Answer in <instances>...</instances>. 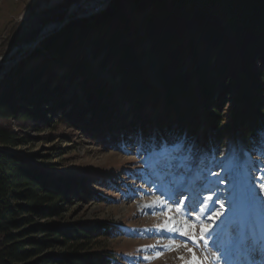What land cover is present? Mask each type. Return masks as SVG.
I'll use <instances>...</instances> for the list:
<instances>
[{
	"label": "trees",
	"instance_id": "1",
	"mask_svg": "<svg viewBox=\"0 0 264 264\" xmlns=\"http://www.w3.org/2000/svg\"><path fill=\"white\" fill-rule=\"evenodd\" d=\"M76 2L63 0L55 20ZM95 68L117 84L101 82ZM70 92L85 107L75 105L69 116L109 145L135 131L170 148L190 138L196 122L206 132L195 142L208 157L240 136L257 141L264 135V0H112L69 22L10 72L0 84V118L46 119L65 110ZM114 102L132 122L126 110L114 113ZM21 141L0 129V264H113L112 254L93 250L116 231L57 221L76 181L15 154ZM185 142V149L192 144Z\"/></svg>",
	"mask_w": 264,
	"mask_h": 264
},
{
	"label": "rangeland",
	"instance_id": "2",
	"mask_svg": "<svg viewBox=\"0 0 264 264\" xmlns=\"http://www.w3.org/2000/svg\"><path fill=\"white\" fill-rule=\"evenodd\" d=\"M62 1L0 0V58L58 21ZM30 53L0 65V84ZM92 75L108 87L117 84L97 68ZM64 101L65 110L46 119L0 118V129L22 140L15 154L76 181L77 194L57 221L113 227L116 233L99 239L94 252L112 254L113 264H264V135L228 140L212 157L195 142L204 138L203 122L170 148L159 149L150 132L140 138L135 131L122 145H109L78 114L69 116L75 105L85 107L82 96L70 92ZM113 109L126 110V122L133 121L124 106L114 102ZM145 114L155 119L149 110ZM202 230H208L203 238Z\"/></svg>",
	"mask_w": 264,
	"mask_h": 264
},
{
	"label": "water",
	"instance_id": "3",
	"mask_svg": "<svg viewBox=\"0 0 264 264\" xmlns=\"http://www.w3.org/2000/svg\"><path fill=\"white\" fill-rule=\"evenodd\" d=\"M111 2L112 0H78V2H76L70 7L63 20L50 22L45 25L42 30H40L36 34L35 37H33L27 43L16 48L11 55L0 58V65H11L12 62L21 59L27 53H30L35 50L41 42L59 32L69 22L75 19H80L86 16H92L94 14L100 13L104 11L110 5ZM88 12L91 13L87 14ZM49 25H52L53 28L49 31H44V29ZM11 57H13V61L6 62Z\"/></svg>",
	"mask_w": 264,
	"mask_h": 264
},
{
	"label": "snow or ice",
	"instance_id": "4",
	"mask_svg": "<svg viewBox=\"0 0 264 264\" xmlns=\"http://www.w3.org/2000/svg\"><path fill=\"white\" fill-rule=\"evenodd\" d=\"M208 199H211V197H209ZM221 207H223V205H221ZM221 215H223V214L221 213ZM207 231L208 230H202V237L201 238H203V233H206ZM205 243H207V240H205ZM194 259H195V255H194ZM196 264H199V261L198 260H196Z\"/></svg>",
	"mask_w": 264,
	"mask_h": 264
},
{
	"label": "bare ground",
	"instance_id": "5",
	"mask_svg": "<svg viewBox=\"0 0 264 264\" xmlns=\"http://www.w3.org/2000/svg\"><path fill=\"white\" fill-rule=\"evenodd\" d=\"M53 28V26L52 25H49V26H47L45 29H44V31H49V30H51Z\"/></svg>",
	"mask_w": 264,
	"mask_h": 264
}]
</instances>
